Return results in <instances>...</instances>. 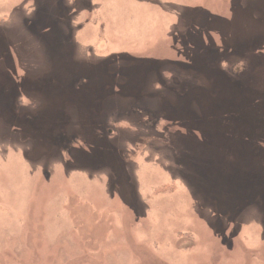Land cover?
Instances as JSON below:
<instances>
[{
    "label": "rangeland",
    "instance_id": "374dc122",
    "mask_svg": "<svg viewBox=\"0 0 264 264\" xmlns=\"http://www.w3.org/2000/svg\"><path fill=\"white\" fill-rule=\"evenodd\" d=\"M247 43L264 54V0H0V264H264V56L247 64ZM210 57L233 62L244 98L87 84L140 59L205 73ZM102 111L112 154L84 130Z\"/></svg>",
    "mask_w": 264,
    "mask_h": 264
},
{
    "label": "trees",
    "instance_id": "16d2710c",
    "mask_svg": "<svg viewBox=\"0 0 264 264\" xmlns=\"http://www.w3.org/2000/svg\"><path fill=\"white\" fill-rule=\"evenodd\" d=\"M212 19H214L212 17ZM206 22H211V21H206ZM213 26H211L210 24H208L204 30L205 34L208 36L209 39V43H207L208 45L211 43V45H215V38H213L212 36L217 32H211L213 29ZM215 39V40H214ZM250 45H252L251 50L248 51L245 54H241L243 55V58H245L246 63H252L254 64V66L257 65L258 60L264 56V54H259L257 55V50L262 48V46L260 47H256L251 43H247V46L250 47ZM190 45L186 43L184 44L183 48H186V51H183V53L186 55V52H194V54H199L202 51V41L200 40H196L193 39L192 43H191V47L189 48ZM254 46V47H253ZM249 49V48H248ZM209 59H212V63H211V69L209 72H202L199 71L196 68L193 69V65L190 63L185 62L184 60L180 61V65L182 66L184 72L183 73H178L177 75L173 76L172 78H167L168 76L166 75V71H165V65H164V69H161V64H157V61L154 60H149V59H140L138 62H135L133 64H129L127 67V69H125V71L122 70V73L119 72L118 74L116 73H105L102 76H97L94 80H88L87 79V84L90 81L89 86L94 84L96 85V82H98L99 79H103L106 80L108 84H112L113 86H118L119 89V93H133L134 96H137L138 94L141 95L142 93L145 94L146 90L148 87L152 86H162L165 84L170 83L171 81L177 82L178 84H183L184 86L187 85L188 88L191 85H199V86H203V87H212V88H218V85H225V86H233V87H237L238 93L241 94V96L244 98L242 90L235 85V81L236 79L231 75L232 73L229 72V68H231L233 66V62H228L226 64H228L229 68H226V64L224 65L223 62L217 61L216 58L210 57ZM127 64V63H126ZM135 67V68H134ZM113 68H117V64H115V67ZM115 69H106V71H114ZM118 69V68H117ZM117 69L115 71H117ZM194 72V73H192ZM204 75H209L207 77L206 80H201L200 78L203 77ZM121 75L124 77H121ZM121 77V78H120ZM83 78V77H82ZM81 77L78 78L79 80L76 81L77 82L81 81L82 79ZM213 78L214 81H213ZM219 78V79H218ZM172 79V80H170ZM94 82V84H93ZM86 84V85H87ZM240 85V84H237ZM117 91V92H118ZM241 91V92H240ZM105 92L111 93V92H116V91H110L108 88L106 89ZM157 94L158 92L154 93V96L156 97L157 100ZM213 94V96H216V92H208L206 93L204 91V88H202L200 91L195 93L194 97H203L204 95H210ZM235 99V96H234ZM239 98H236V103H239ZM196 102V101H194ZM197 103V102H196ZM245 103V100L243 101L242 105L239 107L240 109H242L243 105ZM232 106H235V103H232L229 105V109L227 107H223V118L226 119H231V117H235L237 118V112H239V108L237 109V111L233 112V108ZM260 107V105L258 106V108ZM190 108L194 111H196L198 114H201L202 111L199 108V105L197 103V105L194 106H190ZM257 108V109H258ZM255 111V110H254ZM106 112V111H105ZM164 111L161 112L162 115ZM85 113L88 114V112H86L85 109ZM84 113V115H85ZM210 113V112H209ZM261 113H264V103L261 105ZM159 114V116L161 115ZM203 114V113H202ZM89 115V114H88ZM86 117H89V116ZM94 115V114H93ZM96 115V114H95ZM246 115V114H244ZM158 116V118H159ZM165 116V115H164ZM201 116V115H199ZM263 122V121H262ZM108 115L107 112L103 114V111L98 113V118H94L93 116L90 117V119L88 118V120H86L85 122V132L89 133V135L95 136V138H99V140L101 141V144H98V147L101 148L102 150H104L103 152H106V148L112 147L111 149V154L116 151L113 150L115 149V145L112 144V140H109V128H108ZM214 130L219 131V129L217 128V126H213ZM235 129L234 127H231L229 130ZM236 131V130H235ZM102 136V140L100 139V137ZM109 138V139H108ZM73 140V139H72ZM71 140V141H72ZM96 149H94L95 151ZM100 151V150H99ZM118 161L121 163V159L118 158Z\"/></svg>",
    "mask_w": 264,
    "mask_h": 264
},
{
    "label": "flooded vegetation",
    "instance_id": "af4514ba",
    "mask_svg": "<svg viewBox=\"0 0 264 264\" xmlns=\"http://www.w3.org/2000/svg\"><path fill=\"white\" fill-rule=\"evenodd\" d=\"M93 91V89H91L90 90V92H92ZM84 94V93H83ZM77 95V94H76ZM78 100V98H77V96H76V101ZM78 102V101H77ZM77 102H76V104H77ZM86 112H88V114H90V111H89V109L88 108H86ZM85 113V112H84ZM87 113H85V116H87L88 115ZM89 116V115H88ZM91 116V115H90Z\"/></svg>",
    "mask_w": 264,
    "mask_h": 264
}]
</instances>
